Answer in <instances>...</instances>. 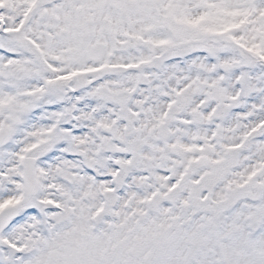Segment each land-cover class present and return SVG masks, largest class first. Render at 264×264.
Masks as SVG:
<instances>
[{"label":"snow or ice","instance_id":"snow-or-ice-1","mask_svg":"<svg viewBox=\"0 0 264 264\" xmlns=\"http://www.w3.org/2000/svg\"><path fill=\"white\" fill-rule=\"evenodd\" d=\"M0 264H264V0H0Z\"/></svg>","mask_w":264,"mask_h":264}]
</instances>
